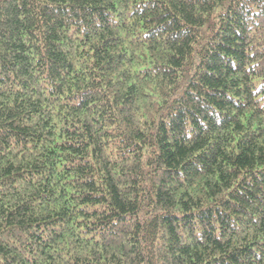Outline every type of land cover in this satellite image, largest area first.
<instances>
[{
  "label": "trees",
  "instance_id": "16d2710c",
  "mask_svg": "<svg viewBox=\"0 0 264 264\" xmlns=\"http://www.w3.org/2000/svg\"><path fill=\"white\" fill-rule=\"evenodd\" d=\"M0 264H264V0H0Z\"/></svg>",
  "mask_w": 264,
  "mask_h": 264
}]
</instances>
